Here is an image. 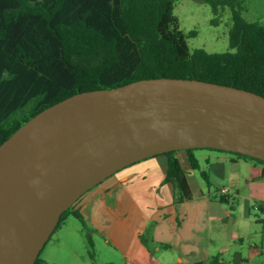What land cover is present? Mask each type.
Here are the masks:
<instances>
[{
	"label": "water",
	"instance_id": "water-1",
	"mask_svg": "<svg viewBox=\"0 0 264 264\" xmlns=\"http://www.w3.org/2000/svg\"><path fill=\"white\" fill-rule=\"evenodd\" d=\"M199 149L264 162V97L158 78L45 109L0 146V264H35L62 215L117 172Z\"/></svg>",
	"mask_w": 264,
	"mask_h": 264
},
{
	"label": "trees",
	"instance_id": "trees-1",
	"mask_svg": "<svg viewBox=\"0 0 264 264\" xmlns=\"http://www.w3.org/2000/svg\"><path fill=\"white\" fill-rule=\"evenodd\" d=\"M203 1L216 16L231 10L230 52H191L174 0H0V146L67 98L141 80L191 79L264 97V21H247L239 0ZM194 151L186 152L198 170ZM174 153L164 154L170 157L167 181L176 186L181 203L191 194ZM201 176L209 185V173ZM73 208L62 215L53 235ZM35 264H43L40 256Z\"/></svg>",
	"mask_w": 264,
	"mask_h": 264
},
{
	"label": "crops",
	"instance_id": "crops-1",
	"mask_svg": "<svg viewBox=\"0 0 264 264\" xmlns=\"http://www.w3.org/2000/svg\"><path fill=\"white\" fill-rule=\"evenodd\" d=\"M200 150L198 170L186 151L173 154L190 200L177 203L167 181L170 157L135 163L74 205L84 224L72 213L42 250V263L264 264V163Z\"/></svg>",
	"mask_w": 264,
	"mask_h": 264
},
{
	"label": "rangeland",
	"instance_id": "rangeland-1",
	"mask_svg": "<svg viewBox=\"0 0 264 264\" xmlns=\"http://www.w3.org/2000/svg\"><path fill=\"white\" fill-rule=\"evenodd\" d=\"M239 2L242 8V16L247 21L263 22L264 0H239ZM174 3V14L179 20L180 29L186 36L191 52L197 49H203L209 54L231 51L230 30L233 21L232 13L229 8L221 11V13L216 16L211 6L203 0H174ZM215 19L218 21L217 24L212 23ZM193 31L196 32V36H190V33ZM21 114L22 113H19L13 118H18ZM199 151L203 150H195L194 153ZM69 217L70 216L67 215L64 222ZM64 222L61 226H63ZM56 237L57 236H54L52 241H55Z\"/></svg>",
	"mask_w": 264,
	"mask_h": 264
},
{
	"label": "built area",
	"instance_id": "built-area-1",
	"mask_svg": "<svg viewBox=\"0 0 264 264\" xmlns=\"http://www.w3.org/2000/svg\"><path fill=\"white\" fill-rule=\"evenodd\" d=\"M228 193H229V190L226 189V188H225V189H222V190L220 191V195H221V196H224V197H225L226 195H228ZM255 210H256V211H259V207L256 206V207H255Z\"/></svg>",
	"mask_w": 264,
	"mask_h": 264
}]
</instances>
